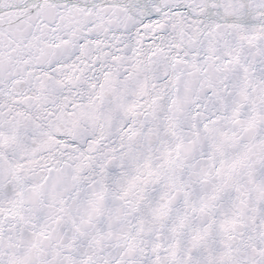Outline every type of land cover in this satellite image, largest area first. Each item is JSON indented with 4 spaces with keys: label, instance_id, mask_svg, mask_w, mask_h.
Returning <instances> with one entry per match:
<instances>
[{
    "label": "snow or ice",
    "instance_id": "obj_1",
    "mask_svg": "<svg viewBox=\"0 0 264 264\" xmlns=\"http://www.w3.org/2000/svg\"><path fill=\"white\" fill-rule=\"evenodd\" d=\"M0 264H264V0H0Z\"/></svg>",
    "mask_w": 264,
    "mask_h": 264
}]
</instances>
